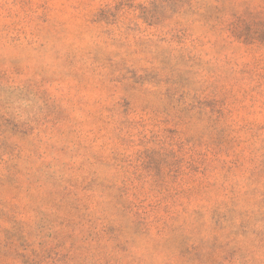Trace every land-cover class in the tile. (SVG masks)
Here are the masks:
<instances>
[{"label":"rangeland","instance_id":"374dc122","mask_svg":"<svg viewBox=\"0 0 264 264\" xmlns=\"http://www.w3.org/2000/svg\"><path fill=\"white\" fill-rule=\"evenodd\" d=\"M264 0H0V264H264Z\"/></svg>","mask_w":264,"mask_h":264},{"label":"trees","instance_id":"16d2710c","mask_svg":"<svg viewBox=\"0 0 264 264\" xmlns=\"http://www.w3.org/2000/svg\"><path fill=\"white\" fill-rule=\"evenodd\" d=\"M261 38H262V39H261V40H262V42H264V37H261Z\"/></svg>","mask_w":264,"mask_h":264}]
</instances>
